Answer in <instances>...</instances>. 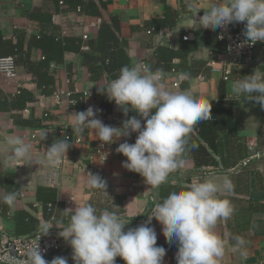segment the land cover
I'll return each instance as SVG.
<instances>
[{"label": "crops", "instance_id": "0c3cea01", "mask_svg": "<svg viewBox=\"0 0 264 264\" xmlns=\"http://www.w3.org/2000/svg\"><path fill=\"white\" fill-rule=\"evenodd\" d=\"M87 1L97 4L105 22L112 24L114 19L120 47L127 55L129 66L142 62L153 71L162 69L169 90H187L205 103L217 102L222 91L236 101L232 118L227 123L232 131L228 149L234 153L237 151V155L238 147L242 145L241 158L237 165L224 168L221 158L213 155L217 166L198 167L190 145L191 140L199 139L193 129L188 136V150L183 156L184 169L171 174L159 188L147 185L139 174L122 167L126 158L116 152L121 143L134 144L137 134L115 138L105 152L99 153L95 147L100 141L93 130L87 129L82 135L72 130L69 115L86 111L89 107L99 110L97 118L105 125L118 129L122 128L124 120L137 115L129 111L125 116L114 102L97 91L98 87L106 86L118 75L102 71L94 78L84 63L86 54L99 55L91 49L82 52L70 50L65 53L62 63L55 62L47 68L42 65L43 51L32 45L33 38L39 37L42 28L48 25L31 21L30 13L52 15V23L47 30L60 32L65 38L79 39L83 44V35L87 34L89 39L84 43L88 46L98 41L100 27L92 25L97 18L84 10L78 13L68 6L59 12L55 0H0V36L7 41L0 42L1 53H10L11 47L19 44L28 56L18 65L19 82H11L0 73V198L7 192H19L17 203L11 209L0 199V244L16 234L36 232L46 220L44 205L38 200V189L42 187L57 190L60 206L54 234L65 248L47 261L63 256L68 259V264H73L72 249L59 236L60 229L68 223L64 210L92 203L98 209L107 208L119 214L125 222H130L125 227L127 231L146 222L155 206L171 192L185 190L191 183L203 179L221 181L227 176L234 185L233 191L218 195L231 202L234 213L231 218L219 221L214 229L225 242V255L219 264H256L264 260V109L255 100H247L245 95H236L232 90L236 80L252 75L255 70L264 72V42L258 46L252 62L234 65L225 81L223 73L213 71L210 66L215 63L217 68H221L225 58V46L217 37L218 29L196 28L192 19L194 13L188 10L191 3L198 14H202L221 0ZM54 15H58L56 20H53ZM159 22L164 25L156 31ZM188 35L191 38L184 41ZM159 48L177 52L179 57L169 65L168 61L156 57ZM180 73H187L190 78L180 80ZM176 81L180 83L178 87L174 86ZM64 89H70L72 99L81 100L82 104L76 107L67 99L56 102L53 94ZM20 90L32 97L24 106L22 95L17 100L12 99L19 95ZM84 92L90 94L83 97ZM26 108L30 109L28 114L23 112ZM64 131L73 138L82 139L81 143L68 140L71 147L64 164L53 169L36 163L43 160V152L55 140L65 138ZM34 133L36 138L31 137ZM9 136L21 137L31 145L33 163L8 166L5 146ZM234 161L237 160L232 158L231 162ZM89 173L99 175L107 182L106 192L88 186ZM151 226L157 234V246H167L164 264H177V244L165 239L155 219ZM235 236L246 241L247 258L233 250ZM115 264L124 262L117 257Z\"/></svg>", "mask_w": 264, "mask_h": 264}, {"label": "clouds", "instance_id": "9594fccd", "mask_svg": "<svg viewBox=\"0 0 264 264\" xmlns=\"http://www.w3.org/2000/svg\"><path fill=\"white\" fill-rule=\"evenodd\" d=\"M188 10L194 13L192 19L196 28L227 29L229 25L243 23L244 40L237 48L264 42V0H221L204 11L198 21L199 11L191 3ZM219 38L223 39V36ZM189 78L187 73L178 76L180 80ZM232 90L264 108V72L255 70L252 75L236 80ZM97 91L114 102L125 116L129 111L137 115L124 120L122 128L118 129L105 125L97 118L99 110L89 107L69 115L72 130L80 135L87 129L93 130L101 147L111 145L115 138L137 134L134 144L121 143L116 152L126 158L123 168L139 174L154 189L164 184L171 174L184 169L183 156L188 150L189 134L194 126L211 118V105L187 90H169L163 70L153 71L142 62L123 66L117 78L98 87ZM254 92L259 95L253 96ZM70 147L67 137L57 139L43 152V160L36 163L59 168ZM5 151L8 166L33 163L31 145L21 137L9 136ZM87 176L90 188L106 192L107 182L103 178L91 173ZM233 188L227 176L221 181L193 182L185 190L171 192L155 206L146 222L127 231L125 227L130 222H125L116 212L84 203L63 211L68 215V223L60 229L59 236L71 247L73 264H115L117 257L124 264H164L168 249L165 245L157 246V234L151 226L155 219L165 239L178 246L177 264H219L225 255V242L214 229L219 221L231 218L234 207L218 194L231 193ZM18 196V191H12L0 199L11 209ZM53 225L45 223L41 236L47 235ZM233 239V250L247 258L246 241L239 236ZM38 241L23 259L9 252L4 257L5 264H68V259L63 256L47 261Z\"/></svg>", "mask_w": 264, "mask_h": 264}, {"label": "trees", "instance_id": "16d2710c", "mask_svg": "<svg viewBox=\"0 0 264 264\" xmlns=\"http://www.w3.org/2000/svg\"><path fill=\"white\" fill-rule=\"evenodd\" d=\"M55 1L57 2L59 9V3L60 1H63L69 8L77 9L78 7H81L86 13L95 18L102 19L98 41L96 43L89 44V49L97 52L99 55L94 56L86 54L84 61L86 66H88V68L92 71L94 78L97 77V73L102 71L116 73L119 75L120 69L123 66H129L127 55L120 47L117 24L114 19L112 24L105 22L97 4L87 0ZM60 11L61 10H59V12ZM29 18L31 21L34 20L43 25H48L44 26L41 30L40 36L34 37L32 41V45L43 51L42 65L45 67L48 68L55 62L62 63L64 61L65 53L70 50L82 52V41L79 39L65 38L60 32L47 30L52 23V15L34 12L29 14ZM163 25L164 23H157L156 31H158ZM0 42L6 43L7 41L3 40L0 36ZM1 51L2 50L0 49V58L10 56L14 57L17 66L21 63V61H26V59H28L27 53L19 44L13 45L10 53H1ZM156 57L161 61H168L170 65L174 58L179 57V53L165 48H159L156 53ZM20 95H22V106H24L26 101L32 99L30 95H26L24 90H20L19 95L13 97L12 99L15 98L17 100L19 99L17 97ZM81 104V100H77L75 106L77 107ZM207 104L211 105V118L208 121L201 122L194 126V130L198 133L199 139L194 138L190 141V145H195V147L191 146L192 157L198 167L217 166L216 159L213 155L221 158V163L224 168L231 165L235 166L241 158V150L243 148L242 145H239L237 155V151L236 153L229 151L228 139L231 137L232 131L228 129L227 123L232 118V110L236 101L228 98L222 91L217 102H210ZM232 158L237 161L232 163ZM56 191L57 190L54 188L42 187L38 189V200L44 205L46 220H51L52 224H57L56 217L60 206V203L57 200ZM27 235L31 234L23 233L18 235L16 234L15 236L20 237Z\"/></svg>", "mask_w": 264, "mask_h": 264}, {"label": "built area", "instance_id": "2783aa9c", "mask_svg": "<svg viewBox=\"0 0 264 264\" xmlns=\"http://www.w3.org/2000/svg\"><path fill=\"white\" fill-rule=\"evenodd\" d=\"M34 2L42 1V0H32ZM60 10L66 8V4L63 1H60ZM78 13H83V9L81 7H78L76 9ZM60 14V13H59ZM202 14H197L196 20H199V17L203 16ZM61 15V14H60ZM58 15L53 16V20H56ZM102 24V19L97 18L95 22L92 23V25L96 28L100 27ZM100 29V28H99ZM243 30H244V24L238 23L229 25L227 29H218L217 37L219 41H221L225 46V52H224V61L223 66L221 68H217L215 63H211V69L213 71H220L223 73V78L225 81L229 79V75L231 74L232 67L236 64H247L252 62L253 57L255 55V52L260 45L261 42H257L251 46L245 45L242 49L237 48V45L242 43L244 40L243 36ZM65 32H62L64 35ZM148 33H152L149 31ZM223 36V39H220L219 37ZM191 38L190 35L184 37V41H188ZM89 39V36L83 35V44L81 47V50L87 51L89 50V46L86 45L84 42ZM145 64V63H144ZM0 73L9 81L17 83L19 82V72H18V66L16 65V61L14 57H2L0 58ZM201 80L204 79V77H200ZM70 83V81H68ZM180 83L176 81L174 83L175 87H178ZM73 92L70 89H64V90H58L55 91L53 94V98L56 102H62L64 99H67L69 103L72 105H75L77 103V100L72 99ZM90 93L84 92L83 97L88 96ZM264 109V108H263ZM25 114H28L30 112L29 108H26L23 111ZM64 137H67L68 140H73L76 143H81L82 139L80 137H71L66 131L62 132ZM32 138H36V133H34ZM95 149L99 153H103L107 149V145H104L101 147V142L95 147ZM64 164V161L62 165ZM61 165V166H62ZM60 166V167H61ZM59 167V168H60ZM45 223L52 224L51 220H46L42 223L40 228L34 232L31 235L27 236H12L8 237L5 241H3L0 244V264H5L4 257L8 255L9 252H12L14 255H16L18 258L23 259L26 255V252L31 246H34L39 237L43 235L42 228L45 225ZM57 227L53 225V227L49 230L48 234L45 236H41L38 244L44 254V258L48 260L52 255H58L62 253L65 248L60 241L59 237L54 234V231H56ZM256 264H264V260H260Z\"/></svg>", "mask_w": 264, "mask_h": 264}, {"label": "water", "instance_id": "95a60500", "mask_svg": "<svg viewBox=\"0 0 264 264\" xmlns=\"http://www.w3.org/2000/svg\"><path fill=\"white\" fill-rule=\"evenodd\" d=\"M256 95H259V93H258V92H256Z\"/></svg>", "mask_w": 264, "mask_h": 264}]
</instances>
